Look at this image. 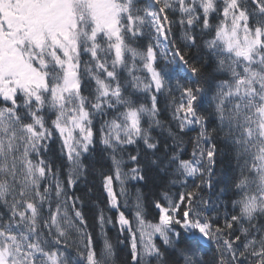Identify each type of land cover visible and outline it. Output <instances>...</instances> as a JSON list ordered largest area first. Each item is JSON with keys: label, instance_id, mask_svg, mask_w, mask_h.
<instances>
[{"label": "snow or ice", "instance_id": "obj_1", "mask_svg": "<svg viewBox=\"0 0 264 264\" xmlns=\"http://www.w3.org/2000/svg\"><path fill=\"white\" fill-rule=\"evenodd\" d=\"M0 264H264V0H0Z\"/></svg>", "mask_w": 264, "mask_h": 264}]
</instances>
